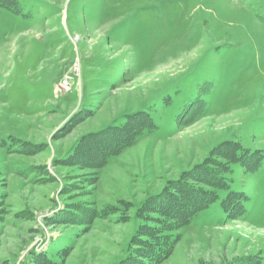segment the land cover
Segmentation results:
<instances>
[{
  "label": "rangeland",
  "instance_id": "rangeland-1",
  "mask_svg": "<svg viewBox=\"0 0 264 264\" xmlns=\"http://www.w3.org/2000/svg\"><path fill=\"white\" fill-rule=\"evenodd\" d=\"M0 264H264V0H0Z\"/></svg>",
  "mask_w": 264,
  "mask_h": 264
},
{
  "label": "trees",
  "instance_id": "trees-1",
  "mask_svg": "<svg viewBox=\"0 0 264 264\" xmlns=\"http://www.w3.org/2000/svg\"><path fill=\"white\" fill-rule=\"evenodd\" d=\"M152 125V124H151ZM125 126H126V123L125 124H122V125H116L115 126V129H117V131H122V130H125ZM149 127V126H148ZM151 127V126H150ZM146 127H145V125L143 124L141 127H140V130H143V129H145ZM123 132H125V131H123ZM112 135H114L115 136V134L112 132L111 133ZM111 138V137H110ZM111 140V139H110ZM109 143V142H108ZM125 143V140H122V139H118L117 140V145L120 147L121 145H123ZM98 145V144H97ZM99 145H101V144H99ZM101 146H103V147H101ZM100 146V148H97L98 149V152H101V154H102V158L105 160V161H107V160H109L111 157H112V155H113V150L111 149V148H107V147H105L104 145H101ZM105 147V148H104ZM239 150V149H238ZM237 150V151H238ZM113 151V152H112ZM239 152V151H238ZM97 153V152H96ZM105 156H104V155ZM213 187H215V186H213ZM216 187H219V185H217L216 184ZM222 188V187H221ZM228 196L229 195H227L225 198H223V200H224V202L226 203V204H228L230 201H228V202H226L227 201V198H228ZM231 201H233V200H231ZM209 206V201L208 202H206L205 204L204 203H202V202H197L196 203V207H197V209H203V208H207ZM195 207V208H196Z\"/></svg>",
  "mask_w": 264,
  "mask_h": 264
}]
</instances>
